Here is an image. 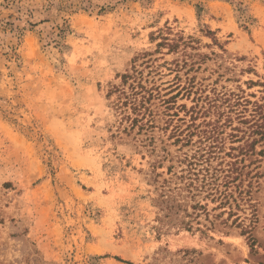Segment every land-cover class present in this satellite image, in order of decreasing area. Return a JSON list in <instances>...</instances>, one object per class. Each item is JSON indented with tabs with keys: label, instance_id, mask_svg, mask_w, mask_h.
I'll return each mask as SVG.
<instances>
[{
	"label": "rangeland",
	"instance_id": "1",
	"mask_svg": "<svg viewBox=\"0 0 264 264\" xmlns=\"http://www.w3.org/2000/svg\"><path fill=\"white\" fill-rule=\"evenodd\" d=\"M58 1L0 0V264H264V0ZM201 154L253 176L252 238L167 215Z\"/></svg>",
	"mask_w": 264,
	"mask_h": 264
},
{
	"label": "trees",
	"instance_id": "2",
	"mask_svg": "<svg viewBox=\"0 0 264 264\" xmlns=\"http://www.w3.org/2000/svg\"><path fill=\"white\" fill-rule=\"evenodd\" d=\"M55 0H48L49 6L54 4ZM57 6L61 10L72 11L71 9H85L89 10L98 5L93 0H59ZM99 12H104L114 8L111 2L100 5ZM171 33V32H169ZM162 34V41L158 43L159 46L167 45L170 50H176L180 44L179 39H172ZM172 41V42H170ZM123 77L128 78L127 75ZM136 119V118H135ZM255 142V141H254ZM254 142L250 144L253 147ZM238 157V156H236ZM241 161L238 158L234 161L219 163L220 167L212 166L211 157L204 156L203 154L197 156L194 155L188 160L187 168L184 170L186 173L182 175V180L185 181L182 189L188 190V195H184V198L179 199L177 195L169 192L166 194L167 198L164 200L167 215H179L182 211L180 227L187 230L194 228L193 222L200 217L198 210L207 211V203L203 204L201 200H197L196 203L190 204L189 199L196 200L198 196L203 195V199H210L211 202L218 203L214 209H223L217 216H223L228 214L225 219L226 222L232 219V225L242 228V233H249L251 235L250 225H246L244 220L246 218L239 214V210H243V205L247 204L249 207H253L251 200L252 177L249 178L247 187L244 184L245 179L242 178V167L239 165ZM181 200L185 202H181ZM193 208L190 212L188 209ZM256 218V209H251L250 219ZM200 223V222H196Z\"/></svg>",
	"mask_w": 264,
	"mask_h": 264
}]
</instances>
